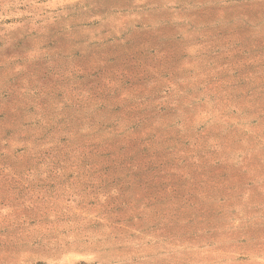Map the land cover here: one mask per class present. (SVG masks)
<instances>
[{
	"label": "rangeland",
	"instance_id": "1",
	"mask_svg": "<svg viewBox=\"0 0 264 264\" xmlns=\"http://www.w3.org/2000/svg\"><path fill=\"white\" fill-rule=\"evenodd\" d=\"M0 264H264V0H0Z\"/></svg>",
	"mask_w": 264,
	"mask_h": 264
}]
</instances>
